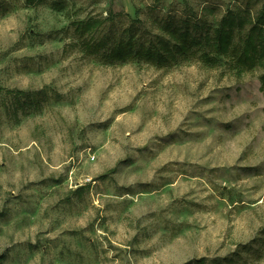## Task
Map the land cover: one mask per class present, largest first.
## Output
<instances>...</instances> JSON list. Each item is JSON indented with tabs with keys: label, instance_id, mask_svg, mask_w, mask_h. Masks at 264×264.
<instances>
[{
	"label": "rangeland",
	"instance_id": "rangeland-1",
	"mask_svg": "<svg viewBox=\"0 0 264 264\" xmlns=\"http://www.w3.org/2000/svg\"><path fill=\"white\" fill-rule=\"evenodd\" d=\"M260 22L264 0H0V264H264Z\"/></svg>",
	"mask_w": 264,
	"mask_h": 264
},
{
	"label": "trees",
	"instance_id": "trees-1",
	"mask_svg": "<svg viewBox=\"0 0 264 264\" xmlns=\"http://www.w3.org/2000/svg\"><path fill=\"white\" fill-rule=\"evenodd\" d=\"M262 23H264V22H260V27L261 28H263V24ZM256 27H259V26H256ZM220 35L221 36H226L225 31H222V33ZM262 41L264 42V38H262ZM128 47L131 49V45L124 46L122 44V46L120 45L113 54L118 56V57H125L126 55H129V51L130 50L128 49ZM143 53H144V55H146V57H150L153 60H158L159 61V60H161L163 58V56L160 54V52H156V51H154V50H152L150 48L149 49H145Z\"/></svg>",
	"mask_w": 264,
	"mask_h": 264
}]
</instances>
